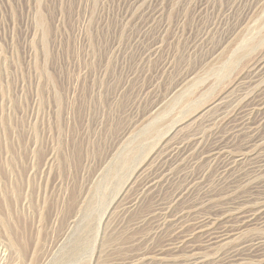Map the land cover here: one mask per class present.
I'll return each instance as SVG.
<instances>
[{
    "label": "rangeland",
    "instance_id": "obj_1",
    "mask_svg": "<svg viewBox=\"0 0 264 264\" xmlns=\"http://www.w3.org/2000/svg\"><path fill=\"white\" fill-rule=\"evenodd\" d=\"M261 57L264 0H0V264L190 259L172 247L205 245L229 224L212 214L264 186V145L203 153L264 81ZM260 236L246 225L197 261Z\"/></svg>",
    "mask_w": 264,
    "mask_h": 264
},
{
    "label": "bare ground",
    "instance_id": "obj_2",
    "mask_svg": "<svg viewBox=\"0 0 264 264\" xmlns=\"http://www.w3.org/2000/svg\"><path fill=\"white\" fill-rule=\"evenodd\" d=\"M263 61L264 57H261L260 59L257 58L253 62L250 71L254 74H252L251 76L256 77L257 75H259L258 69L260 68V64ZM254 81L255 80H252L250 82ZM242 100L243 104H241ZM237 106L244 107L241 110L242 112L240 111L241 116L239 122L236 123L235 127H233L232 129L230 128V131L226 130V133L216 136L213 145L208 147L203 152L205 153L204 158H206V160H214L217 156L223 155L222 151L224 148L236 146V144L237 149L240 150L238 152L243 151V155L248 154V151L250 150L256 149L257 147L264 145V81L259 86H257L255 93L248 95L247 97H244V99L238 101ZM246 106H249V108H245ZM240 133H243L242 137H239ZM175 150H177V147H173L170 151V154L174 153ZM233 163L234 161L231 160V156L228 154V156H224V158L220 161L219 164H217V166L222 169L220 170L221 172L229 173V168L233 165ZM261 172H264V154L255 161V165L251 169V173L254 175L259 174ZM232 189L233 188H230L229 190ZM211 192L212 191L209 190L205 191L202 194L201 198L209 200L211 196L214 198L220 194L219 191H214L213 194ZM180 195L181 192L177 195L176 198H178ZM231 199L233 200V202L230 204L229 207L220 212L215 211V213L212 214L214 216H221L223 219H226L229 224L216 229L212 233L203 236V239H206L205 245L199 247L189 246L183 249H180L179 247H174L175 245L172 247L171 252L184 255L188 254V256L190 257V259H186L183 264H201L199 261H197V256L200 251L195 250L208 248L211 247L212 244L225 241L231 235H234L239 232V230L246 225L254 223H264V186L257 191L255 190L246 194V196L239 195L231 197ZM208 220L209 217H206L205 215L195 218V223L193 224L194 227L192 230H196L197 232H201L203 234L204 230H202L201 228L204 227L206 223H213L209 222ZM210 225L213 226L215 225V223L208 224L209 227H211ZM2 227H4V232L7 234L8 243L10 241V238L15 239L19 237V235L14 232L15 228L14 231H12L8 223H6V225L3 224ZM186 236H188L187 231L184 233V237ZM2 242H4V244H2L3 246L7 245V242H5L4 240ZM1 248L2 247H0V263L7 262L8 253H6L5 249L2 250ZM236 251L238 253H229L224 259L220 260L222 262H219V264H236V262L239 261L240 258H243L241 256L248 257L252 260L251 263L245 262L244 264H264V236L258 237L251 243L241 245ZM147 253L148 251H144L143 253H139L134 256L137 257L139 255H142L141 259H143ZM159 253L162 254V251H159L157 254ZM125 263L126 262L122 264Z\"/></svg>",
    "mask_w": 264,
    "mask_h": 264
}]
</instances>
